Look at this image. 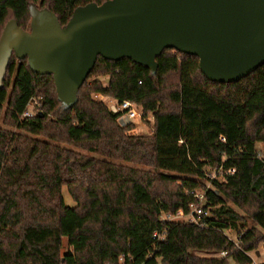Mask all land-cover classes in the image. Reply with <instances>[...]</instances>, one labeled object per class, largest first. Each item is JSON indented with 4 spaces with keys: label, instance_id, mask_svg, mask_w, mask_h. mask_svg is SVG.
Segmentation results:
<instances>
[{
    "label": "trees",
    "instance_id": "obj_1",
    "mask_svg": "<svg viewBox=\"0 0 264 264\" xmlns=\"http://www.w3.org/2000/svg\"><path fill=\"white\" fill-rule=\"evenodd\" d=\"M106 1L0 0V38L10 20L30 28L31 5L66 26L79 7ZM157 63L154 72L130 58L99 56L77 103L65 108L53 75L13 54L0 121L6 104L7 122L37 137L0 128V264H250L246 252L264 247V164L256 156L259 144L264 149V65L222 84L203 74L194 55L168 48ZM96 93L136 102L154 116L153 132L129 134L134 126L121 127ZM34 97L42 111L25 117ZM221 165L236 172L207 188L208 168ZM199 189L212 212L206 226L162 221L163 213H188ZM235 207L253 227L241 226ZM165 229V240L154 239ZM226 230L238 232L241 249ZM223 251L229 256L219 257Z\"/></svg>",
    "mask_w": 264,
    "mask_h": 264
},
{
    "label": "water",
    "instance_id": "obj_2",
    "mask_svg": "<svg viewBox=\"0 0 264 264\" xmlns=\"http://www.w3.org/2000/svg\"><path fill=\"white\" fill-rule=\"evenodd\" d=\"M28 30L10 20L0 38V89L13 54L33 72L53 75L65 108L99 56L130 58L157 71L165 49L197 56L203 74L235 83L264 65V0H108L76 9L66 26L31 5Z\"/></svg>",
    "mask_w": 264,
    "mask_h": 264
},
{
    "label": "built area",
    "instance_id": "obj_3",
    "mask_svg": "<svg viewBox=\"0 0 264 264\" xmlns=\"http://www.w3.org/2000/svg\"><path fill=\"white\" fill-rule=\"evenodd\" d=\"M94 99L98 102H103L111 112L118 115L117 121L118 124L123 128H129L131 126L137 125L140 121H150V117H146L143 113V110L140 105L131 100H119L111 95L96 93ZM43 102L42 98L34 97L31 99L28 109L24 114L25 117H33L41 111ZM153 116V115H152ZM221 140L226 142V138L221 136ZM256 156L264 164V149L258 148ZM236 172V169L230 168L225 169L224 165L218 167H209L206 176H207V188H210L213 181H223L227 175H232ZM195 201L190 205V210L188 213L183 211H178L176 213H163L161 218L162 221H186L193 223L199 227L206 226V219L212 217V212L209 207H207V190H198L192 192ZM228 238L234 243L236 248L241 249V236L238 235V238L233 239L227 233ZM167 236V230L156 231L153 234L154 239L157 241L165 240ZM259 251V250H258ZM258 251L246 252L250 258V264H264V256ZM230 252L223 251L218 254L219 257L225 258L228 257ZM121 262H124V256L121 257Z\"/></svg>",
    "mask_w": 264,
    "mask_h": 264
},
{
    "label": "rangeland",
    "instance_id": "obj_4",
    "mask_svg": "<svg viewBox=\"0 0 264 264\" xmlns=\"http://www.w3.org/2000/svg\"><path fill=\"white\" fill-rule=\"evenodd\" d=\"M107 79L108 78H102V81L106 84L107 83ZM42 111V110H41ZM7 108H6V104H5V108L2 112V116H1V121H0V128L5 130L6 132H10V133H15V134H19V133H22L24 135H27V136H33V137H37L35 135H31L27 132H21L20 129L16 128V127H13L12 125H10L8 122H7ZM150 117V121H140L137 123V125H135L128 133L129 134H133V135H149L153 132V127H154V116H152V114H149L148 115ZM147 116V117H148ZM54 144H59L60 146H65V147H68V148H71L72 150H74L75 152L79 153V154H82V155H93V154H90L89 152L79 148V147H73V146H66L62 143H58L57 141H54ZM262 148V146H261ZM125 164H129V163H125ZM130 166H132L133 164H129ZM135 167H140L141 169L143 170H151L150 168L148 167H141V166H138V165H133ZM63 195L65 197V202L67 205H70V206H75L76 203L75 201L73 200L72 196L70 195L69 191H68V188L67 187H63ZM199 192L201 191V189L198 190ZM229 205L233 206L230 202L228 203ZM236 210L239 211V213L244 217V220H243V225L241 226H245V228H251L254 226V222L251 220V218L249 217V215H247L246 213H244V211L242 210H239L238 208L235 207ZM245 231V229H244ZM226 233L232 237L233 239H236L238 238V232L235 231V230H226ZM263 249V244L260 245L259 247V250H262ZM67 250H69V247L67 245V241L65 240V246L63 248V253L66 252ZM263 256H264V252H263ZM231 264H234L233 261H231Z\"/></svg>",
    "mask_w": 264,
    "mask_h": 264
},
{
    "label": "crops",
    "instance_id": "obj_5",
    "mask_svg": "<svg viewBox=\"0 0 264 264\" xmlns=\"http://www.w3.org/2000/svg\"><path fill=\"white\" fill-rule=\"evenodd\" d=\"M261 146H262V148H263V145H261V144H259L258 145V148H261ZM263 252H264V247H263V249L262 250H259L258 252H257V254H262L263 255Z\"/></svg>",
    "mask_w": 264,
    "mask_h": 264
}]
</instances>
